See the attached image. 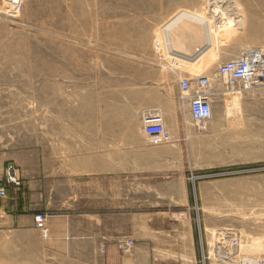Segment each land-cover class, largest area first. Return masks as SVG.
<instances>
[{
  "label": "rangeland",
  "instance_id": "obj_1",
  "mask_svg": "<svg viewBox=\"0 0 264 264\" xmlns=\"http://www.w3.org/2000/svg\"><path fill=\"white\" fill-rule=\"evenodd\" d=\"M188 27L197 41L187 49L177 44ZM204 38L207 54L175 63V53L194 54ZM254 48L264 49V0H0V172L33 150L42 161H74L80 151L69 150V141L79 134L68 131L80 127L88 131V161L97 141H119L121 159L146 148L160 161H200L206 169L185 173L184 201L178 189L175 202L152 191L155 208L167 210L153 214V236L185 249L191 242L197 264H264V87L233 101L217 73L220 62ZM199 75L215 92L202 127L178 87ZM151 82L164 104L145 94ZM251 95L254 112L241 99ZM151 110L166 129H178L169 141L154 145L142 132L141 117ZM112 113L119 121L113 132ZM165 179L150 181L157 187ZM14 241L0 238V264H18ZM252 243L260 244L259 258L240 250Z\"/></svg>",
  "mask_w": 264,
  "mask_h": 264
},
{
  "label": "crops",
  "instance_id": "obj_2",
  "mask_svg": "<svg viewBox=\"0 0 264 264\" xmlns=\"http://www.w3.org/2000/svg\"><path fill=\"white\" fill-rule=\"evenodd\" d=\"M154 78L155 73L150 72L146 79ZM151 83L145 94L164 104L161 91ZM209 88L213 89L211 81ZM221 92L235 95L231 99L236 101L242 91L225 87ZM253 96L241 97L246 102L244 110L256 111ZM167 105L165 111L170 114L175 103ZM110 123L113 132L119 125L113 113ZM168 131L179 132L172 128ZM68 132L79 134L69 141V150L80 151L74 161H42L39 150L24 155L26 161H8L19 167L23 181L21 190L13 193L8 188L7 197L0 198V238H14L12 259L18 264H197L191 242L185 249L177 239L153 236V214L167 210L155 208L152 191L158 199L175 202L178 189L184 201L185 173L193 168L206 169L207 165L200 161L156 160L146 148L137 159H121L119 141L92 143L95 154L88 161L84 157L89 149L88 131L80 127L79 131L74 128ZM159 174L167 179L153 187L150 178ZM40 213H46L47 218L37 226L34 215ZM124 238L133 241L128 253H121L115 246Z\"/></svg>",
  "mask_w": 264,
  "mask_h": 264
},
{
  "label": "built area",
  "instance_id": "obj_3",
  "mask_svg": "<svg viewBox=\"0 0 264 264\" xmlns=\"http://www.w3.org/2000/svg\"><path fill=\"white\" fill-rule=\"evenodd\" d=\"M217 73L226 77L227 82L224 85H227L228 90L237 88L240 91H251L264 87V49H249L237 58L221 62ZM178 87L179 98L188 104L192 121L198 126L205 125L212 118V103L209 99L212 88H209L208 78L183 77L179 80ZM141 129L149 142L154 145L167 142L171 138L163 116L158 111H146L142 115ZM22 187L23 181L18 167L12 162H7L0 182V198L7 197L8 188L16 193ZM45 219L44 213L34 216L37 226H41ZM116 244L122 253L129 252L133 247V241L130 239L118 240Z\"/></svg>",
  "mask_w": 264,
  "mask_h": 264
},
{
  "label": "bare ground",
  "instance_id": "obj_4",
  "mask_svg": "<svg viewBox=\"0 0 264 264\" xmlns=\"http://www.w3.org/2000/svg\"><path fill=\"white\" fill-rule=\"evenodd\" d=\"M196 23L195 22H193V25H195ZM198 24H200V26L203 24L202 22H197V25ZM192 25V26H193ZM191 26V27H192ZM191 27H188V29L181 35V37L179 38V40H178V44H177V46H180V47H183V48H187L188 49V47L190 46V42H193V40H196L195 38H193L194 36H193V34H195L196 33V30H194V27L193 28H191ZM199 29H204L203 27L202 28H199ZM202 30H200V31H202ZM189 37V38H188ZM203 38V37H202ZM201 38H199L198 40H200ZM204 40H205V46L204 47H202V48H195V53L194 54H192V55H187V54H182L181 53V55H182V57L180 56L179 58H178V55L175 53V55L177 56L176 58H175V63H176V61H179V62H182V63H185L187 60L188 61H190V65H191V61H193V59L195 58V60H197V59H199L200 57H202L204 54H207V52H208V49H207V47H208V40H206L205 38H204ZM197 41V40H196ZM190 43V44H189ZM200 47V46H199ZM193 48V47H192ZM194 49V48H193ZM180 51H181V49H180ZM175 52H178L177 50H175ZM183 53H184V51H183ZM239 57V56H238ZM237 58V57H236ZM227 61V60H226ZM221 63V62H220ZM219 63V64H220ZM181 64V63H180ZM193 64V63H192ZM218 64V65H219ZM217 68H218V66H217ZM206 78H208L207 76H206ZM225 78V77H224ZM226 79V78H225ZM208 81H209V86H210V80H209V78H208ZM226 81H227V79H226ZM193 85V84H192ZM230 90V89H229ZM255 90V89H254ZM231 91H240V90H238L237 88H234L233 90H231ZM243 91V90H242ZM210 96V95H209ZM208 96V97H209ZM209 99H210V97H209ZM210 102L212 103V101H211V99H210ZM212 112H213V109H212ZM202 127V126H201ZM224 140H222V143L223 144H227V140L225 139V138H223ZM13 163V162H12ZM14 164V163H13ZM2 180V179H1ZM46 218H47V215H46ZM46 220V219H45ZM35 222V221H34ZM45 222V221H44ZM119 240H124V239H119ZM131 240V239H130ZM118 241V240H117ZM233 241L235 242V245L237 244V240L236 239H233ZM261 242V241H260ZM117 243V242H116ZM260 244L259 243H252V244H250L249 245V247H245V248H243L242 247V245H241V251L243 250L244 252H246V253H252V254H254L255 256H256V258H259V256H257V255H259L261 252H260ZM116 247H117V244H116ZM262 247V246H261ZM243 248V249H242ZM263 248V247H262ZM239 250V251H240ZM264 252V251H263ZM249 264H255V263H249Z\"/></svg>",
  "mask_w": 264,
  "mask_h": 264
}]
</instances>
